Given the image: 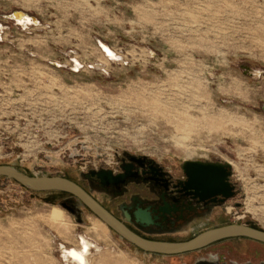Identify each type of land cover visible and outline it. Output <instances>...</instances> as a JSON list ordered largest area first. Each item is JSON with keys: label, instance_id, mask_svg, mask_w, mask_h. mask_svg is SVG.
Returning <instances> with one entry per match:
<instances>
[{"label": "rangeland", "instance_id": "rangeland-1", "mask_svg": "<svg viewBox=\"0 0 264 264\" xmlns=\"http://www.w3.org/2000/svg\"><path fill=\"white\" fill-rule=\"evenodd\" d=\"M14 10L38 24L5 17ZM0 22V165L80 182L125 217L124 197L91 173L134 157L174 177L186 160L225 163L233 197L147 235L185 240L230 223L264 230V0H0ZM81 236L92 264L264 261V244L245 238L145 253L76 199L0 177V264H71L61 245Z\"/></svg>", "mask_w": 264, "mask_h": 264}, {"label": "water", "instance_id": "water-1", "mask_svg": "<svg viewBox=\"0 0 264 264\" xmlns=\"http://www.w3.org/2000/svg\"><path fill=\"white\" fill-rule=\"evenodd\" d=\"M5 17L13 20L18 25H21L20 20L26 18L39 21L35 16L23 10H14L6 14ZM32 24H35V22ZM3 28L4 26L0 22V29L3 30ZM97 42L104 49L103 43L100 40ZM261 108L264 112V104ZM182 170L187 177L185 188L192 191L193 197H199L200 200L208 199L209 201H215L220 196L219 201L225 202L235 194L234 185L230 181L231 170L228 164L186 160L182 164ZM0 177L12 180L27 190L34 192H65L71 194L120 238L145 253L180 255L198 251L212 244L232 238H245L264 244L263 229L239 223L211 227L189 239L181 241L149 239L130 229L74 180L64 176L29 175L11 165H0ZM101 181L106 183L104 176H101ZM141 214L145 215L143 218H146L145 220L147 221V214ZM191 264H264V261L260 263H227L224 261L220 262L217 258L211 256L208 259L198 258Z\"/></svg>", "mask_w": 264, "mask_h": 264}, {"label": "flooded vegetation", "instance_id": "flooded-vegetation-1", "mask_svg": "<svg viewBox=\"0 0 264 264\" xmlns=\"http://www.w3.org/2000/svg\"><path fill=\"white\" fill-rule=\"evenodd\" d=\"M90 175L92 179L119 193L118 195L116 193L118 197H124L119 201V204H127L124 206L126 208L124 209L125 217L114 212L111 205L99 201L82 183L79 182L78 184L130 229L149 239L181 241L172 238H151L147 233L176 230L178 226L197 218L210 205L225 203L229 200L220 202V196L215 201L200 200L199 197H193L192 191L185 188L187 177L183 170L179 177H174L161 166L143 158L134 157L129 161H123L116 169L100 170ZM101 176H104L106 183L101 181ZM66 196L74 198L72 195ZM84 208L87 210L85 206ZM141 213L147 214V221L146 218H143L145 215ZM194 235L196 234L189 238Z\"/></svg>", "mask_w": 264, "mask_h": 264}, {"label": "bare ground", "instance_id": "bare-ground-1", "mask_svg": "<svg viewBox=\"0 0 264 264\" xmlns=\"http://www.w3.org/2000/svg\"><path fill=\"white\" fill-rule=\"evenodd\" d=\"M20 22L22 23V25L26 26V25L31 24L33 22L37 23L38 21L33 20L32 18H26V19L20 20ZM103 45H104V49L100 46L103 54H105L108 58L110 57L111 59H114V57H117V54L114 53L110 48H108V46H106L105 44H103ZM74 64L76 67H79L80 62L78 60H75ZM192 92H193V90H192ZM219 122L220 121H218L216 124H218ZM59 231H60V233H62L61 230H59ZM91 245H92V243L87 238L81 236L80 239H78V246L67 248V247L61 245L63 257L65 259L67 258L71 262V264H92V262L89 259L90 258L89 253H90V246ZM98 249H99V247H98ZM73 253H76V255H73ZM81 257H82V259H81ZM99 263H104V261L101 260Z\"/></svg>", "mask_w": 264, "mask_h": 264}, {"label": "trees", "instance_id": "trees-1", "mask_svg": "<svg viewBox=\"0 0 264 264\" xmlns=\"http://www.w3.org/2000/svg\"><path fill=\"white\" fill-rule=\"evenodd\" d=\"M24 188V187H23ZM24 189H26V188H24ZM34 192V191H33ZM57 193H61V194H65V195H71V194H68V193H65V192H57ZM88 210V209H87ZM89 211V210H88ZM90 212V211H89ZM91 213V212H90ZM252 227H255V228H258V227H256V226H252ZM260 229V228H259ZM134 247V246H133ZM134 248H136V247H134ZM137 249V248H136Z\"/></svg>", "mask_w": 264, "mask_h": 264}, {"label": "crops", "instance_id": "crops-1", "mask_svg": "<svg viewBox=\"0 0 264 264\" xmlns=\"http://www.w3.org/2000/svg\"><path fill=\"white\" fill-rule=\"evenodd\" d=\"M216 226H219V225H215V226H212V227H216Z\"/></svg>", "mask_w": 264, "mask_h": 264}, {"label": "snow or ice", "instance_id": "snow-or-ice-1", "mask_svg": "<svg viewBox=\"0 0 264 264\" xmlns=\"http://www.w3.org/2000/svg\"><path fill=\"white\" fill-rule=\"evenodd\" d=\"M73 255H76V253H73ZM81 259H82V257H81Z\"/></svg>", "mask_w": 264, "mask_h": 264}]
</instances>
